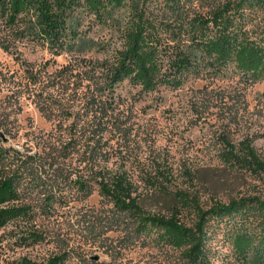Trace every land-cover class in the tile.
Returning a JSON list of instances; mask_svg holds the SVG:
<instances>
[{
	"label": "rangeland",
	"instance_id": "rangeland-1",
	"mask_svg": "<svg viewBox=\"0 0 264 264\" xmlns=\"http://www.w3.org/2000/svg\"><path fill=\"white\" fill-rule=\"evenodd\" d=\"M135 1L158 21L172 13L165 0ZM130 11L127 4L116 17L124 23ZM255 15L247 28L259 29ZM116 27L90 15L80 38L0 45V179L18 181V197L0 204L18 212L0 225V264L54 256L59 264H191L182 248L144 231L136 212L104 195L101 181L123 178L146 214L189 227L197 207L264 201V167L251 168L243 147L253 146L264 163V78L206 68L181 86L145 89L120 75ZM259 214L251 205L246 217L212 227L208 263L250 264L235 254L229 233L256 235Z\"/></svg>",
	"mask_w": 264,
	"mask_h": 264
},
{
	"label": "trees",
	"instance_id": "trees-1",
	"mask_svg": "<svg viewBox=\"0 0 264 264\" xmlns=\"http://www.w3.org/2000/svg\"><path fill=\"white\" fill-rule=\"evenodd\" d=\"M196 1L165 0L172 13L158 21L145 2L141 6L135 0H0V45L10 50L16 41L28 38L56 45L65 42L68 33L74 39L80 38L86 16L93 15L99 22L117 26L122 33L123 45L116 58L120 75L145 89L181 86L190 74H199L206 68L222 71L232 67L255 80L264 78V0H226L206 11H190L187 4ZM127 4L130 15L122 23L116 13ZM260 13L259 29L247 28L248 22ZM165 46L174 59L172 64L170 59L165 61ZM243 147L250 167L263 168L255 148L249 143H243ZM17 182L13 176L0 179V204L18 197ZM99 183L104 195L136 212L144 231L153 233L165 244L182 248L191 264H209L206 242L212 235L211 228L246 217L248 206L252 205L260 212L259 232L254 235L241 228L229 236L237 256L250 264H264V201L250 198L215 204L208 209L197 207L196 222L189 227L175 216L146 214L130 197L123 178ZM78 185L84 186L80 182ZM17 216L16 209H0V225ZM60 259L54 256L38 264H59Z\"/></svg>",
	"mask_w": 264,
	"mask_h": 264
}]
</instances>
